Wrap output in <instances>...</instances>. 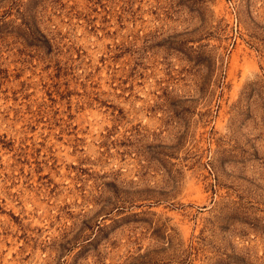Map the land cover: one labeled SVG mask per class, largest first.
<instances>
[{
  "label": "rangeland",
  "instance_id": "obj_1",
  "mask_svg": "<svg viewBox=\"0 0 264 264\" xmlns=\"http://www.w3.org/2000/svg\"><path fill=\"white\" fill-rule=\"evenodd\" d=\"M0 264H264V0H0Z\"/></svg>",
  "mask_w": 264,
  "mask_h": 264
}]
</instances>
